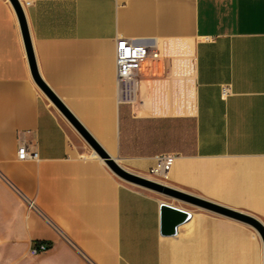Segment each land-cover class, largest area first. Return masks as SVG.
Masks as SVG:
<instances>
[{"label": "crops", "instance_id": "0c3cea01", "mask_svg": "<svg viewBox=\"0 0 264 264\" xmlns=\"http://www.w3.org/2000/svg\"><path fill=\"white\" fill-rule=\"evenodd\" d=\"M16 1L25 32L0 0V264H264L248 225L120 179L89 143L264 226V0ZM117 39L149 49L134 105L116 100ZM163 207L187 217L174 236Z\"/></svg>", "mask_w": 264, "mask_h": 264}, {"label": "built area", "instance_id": "2783aa9c", "mask_svg": "<svg viewBox=\"0 0 264 264\" xmlns=\"http://www.w3.org/2000/svg\"><path fill=\"white\" fill-rule=\"evenodd\" d=\"M150 59L149 49L143 43L132 39H117L115 42V92L119 104L134 105L138 98L139 85L142 79V69ZM228 89H223L222 96L227 97ZM17 159L20 161L36 160L37 153L29 152L25 146L17 150ZM174 162V157L162 155L157 158L155 166L149 174L166 178ZM28 209L36 210L32 201H26ZM48 250V247L39 242H33L29 253L37 256Z\"/></svg>", "mask_w": 264, "mask_h": 264}, {"label": "water", "instance_id": "95a60500", "mask_svg": "<svg viewBox=\"0 0 264 264\" xmlns=\"http://www.w3.org/2000/svg\"><path fill=\"white\" fill-rule=\"evenodd\" d=\"M12 3L16 9L17 14H18V18H19L22 30H23V32H25V23H24V19H23L22 10H21V8H20V6L16 0H12ZM89 143L91 144L93 149L98 153V155L101 158L106 160V163L109 166V168L120 179H122V180H124L130 184H133V185H136V186H139V187L151 190V191H155L157 193H161L165 196L198 205V206L203 207L207 210H210L212 212L224 215L228 218L237 220V221H239L245 225H248L250 228H252L257 233V235L260 238V241L262 244V250H263V259H264V226L260 222H258L257 220L250 218L248 216L239 214V213L232 212V211L224 209V208L217 207V206L212 205V204H208L205 202H201V201L192 199L190 197H187L186 195L180 194L176 191H173L169 188H166V187L161 186L159 184H156L154 182H151V181H148L146 179H143V178L137 177L135 175L129 174V173L123 171L122 169H120L113 161H111L92 141H89ZM186 219H187V217L184 213H181L177 210H174V209H171L168 207H163L161 210V235L162 236H168V237L174 236L176 234V230H177L178 226L181 225L182 223H184Z\"/></svg>", "mask_w": 264, "mask_h": 264}, {"label": "rangeland", "instance_id": "374dc122", "mask_svg": "<svg viewBox=\"0 0 264 264\" xmlns=\"http://www.w3.org/2000/svg\"><path fill=\"white\" fill-rule=\"evenodd\" d=\"M243 228H244V227H243ZM245 228L249 229V230L255 235V238L257 239V241H258V243H259V245H260L261 242H260V238H259V236L257 235V233H256L252 228H250V227H245Z\"/></svg>", "mask_w": 264, "mask_h": 264}]
</instances>
